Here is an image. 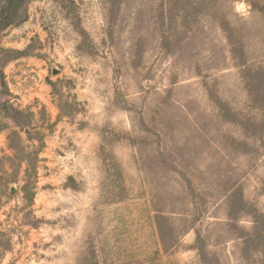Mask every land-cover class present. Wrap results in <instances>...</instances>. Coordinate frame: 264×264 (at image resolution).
Segmentation results:
<instances>
[{
    "label": "rangeland",
    "instance_id": "obj_1",
    "mask_svg": "<svg viewBox=\"0 0 264 264\" xmlns=\"http://www.w3.org/2000/svg\"><path fill=\"white\" fill-rule=\"evenodd\" d=\"M15 7L0 264H264V0Z\"/></svg>",
    "mask_w": 264,
    "mask_h": 264
},
{
    "label": "trees",
    "instance_id": "obj_2",
    "mask_svg": "<svg viewBox=\"0 0 264 264\" xmlns=\"http://www.w3.org/2000/svg\"><path fill=\"white\" fill-rule=\"evenodd\" d=\"M21 0H2L0 9V31L14 24L15 21V5Z\"/></svg>",
    "mask_w": 264,
    "mask_h": 264
}]
</instances>
